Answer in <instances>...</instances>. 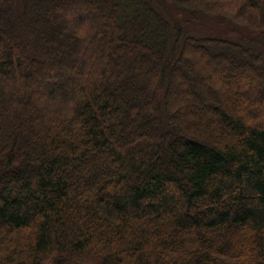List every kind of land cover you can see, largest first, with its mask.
I'll return each instance as SVG.
<instances>
[{"label": "trees", "instance_id": "obj_1", "mask_svg": "<svg viewBox=\"0 0 264 264\" xmlns=\"http://www.w3.org/2000/svg\"><path fill=\"white\" fill-rule=\"evenodd\" d=\"M259 39L264 0H0V264H264Z\"/></svg>", "mask_w": 264, "mask_h": 264}, {"label": "rangeland", "instance_id": "obj_2", "mask_svg": "<svg viewBox=\"0 0 264 264\" xmlns=\"http://www.w3.org/2000/svg\"><path fill=\"white\" fill-rule=\"evenodd\" d=\"M170 4L168 3V6ZM169 10H173L171 7H169ZM192 25L193 27L196 28V30L199 33L202 34H214V35H220V36H228L231 39H237L241 38L242 35H245L246 33H251L250 31L246 30L240 25H235V24H230V23H219L216 20H213L212 18H206V19H201L197 18L195 20H192ZM259 47L264 53V39H259ZM236 90H238L239 85L233 86ZM180 89H183V87L174 85L172 90L174 92L179 91Z\"/></svg>", "mask_w": 264, "mask_h": 264}]
</instances>
